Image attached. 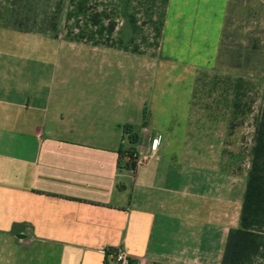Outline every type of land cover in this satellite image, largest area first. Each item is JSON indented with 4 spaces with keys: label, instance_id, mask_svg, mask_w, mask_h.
I'll list each match as a JSON object with an SVG mask.
<instances>
[{
    "label": "crops",
    "instance_id": "1",
    "mask_svg": "<svg viewBox=\"0 0 264 264\" xmlns=\"http://www.w3.org/2000/svg\"><path fill=\"white\" fill-rule=\"evenodd\" d=\"M191 1L168 0L142 32L139 14L29 33L0 24V264H117L118 251L130 264H221L238 227L233 183L218 184V155H188L186 142L168 158L155 120L173 101L195 134L224 140L233 118L240 76L220 62L232 0ZM208 15L216 37L197 30ZM58 31V48L32 45ZM126 125L148 159L136 171L118 165Z\"/></svg>",
    "mask_w": 264,
    "mask_h": 264
},
{
    "label": "rangeland",
    "instance_id": "2",
    "mask_svg": "<svg viewBox=\"0 0 264 264\" xmlns=\"http://www.w3.org/2000/svg\"><path fill=\"white\" fill-rule=\"evenodd\" d=\"M62 14L58 17V25L67 28L68 25L75 28V24L79 27L87 25L86 18L94 15L105 14L116 20L117 17L122 18L131 16L130 14H139L143 18L139 20V30H145V26H156L154 22H147L145 16H164L165 5L162 0H62ZM58 0H35L38 5V13H41L40 20L45 18L48 13L49 17L54 18L56 15V4ZM192 6L197 2L192 0ZM2 5V4H1ZM3 6V5H2ZM215 7L217 4L210 3L209 7ZM173 9L175 8L172 6ZM208 7V6H207ZM176 10V9H175ZM79 16H81L79 18ZM218 18V15L215 16ZM74 18V20H72ZM79 18V19H78ZM127 24L130 25L131 20L128 18ZM213 16L208 15L205 22L197 23V29L201 33H208L203 37H216L215 26L217 21L213 20ZM114 23V22H113ZM135 25L134 22H132ZM158 24V23H157ZM211 26H213L211 28ZM223 31V30H222ZM220 30V33L222 34ZM59 32V31H58ZM45 35V34H44ZM59 35L53 37H38L35 44L43 47V49H55L61 46L64 39ZM34 43V42H33ZM78 46V45H77ZM222 66L230 67L232 70L226 69L233 75L240 76L249 81L245 83L247 89L242 94L244 103L251 104V114L237 115L234 126L231 127V120L225 139H223V131L225 129H213L204 126L202 134H195L196 129H189L183 117L177 112L178 108L171 101L170 109L166 115L156 117L155 120L162 122L165 128L157 134L161 136V151L166 152L168 158L179 157L180 145L186 142L188 155L200 153L204 159L215 158L218 155L220 178L218 184L231 185L233 183V197L235 199L234 210L238 218V224L241 215V208L244 200L245 189L248 181V171L250 166V153L253 146L254 120L259 115L262 107L264 94V0H232L226 26L223 32L222 41ZM45 70V69H44ZM208 73L204 67L203 75ZM44 71V76H45ZM236 79V78H235ZM249 85V86H248ZM250 98V100H249ZM250 101V102H249ZM252 101V102H251ZM246 112L247 104L242 106ZM167 120V121H166ZM172 122V124H170ZM178 126H175L177 124ZM205 125V124H204ZM215 126V125H214ZM151 133L150 136H152ZM160 140V139H159ZM222 140V141H221ZM225 141V150L222 151V145ZM192 149V145H195ZM200 145L201 150H200ZM128 146V142L126 147ZM165 146V147H164ZM171 146V147H169ZM197 148V151H196ZM223 154V156H222ZM222 160V161H221ZM234 169V172L231 171ZM230 186V187H231Z\"/></svg>",
    "mask_w": 264,
    "mask_h": 264
},
{
    "label": "trees",
    "instance_id": "3",
    "mask_svg": "<svg viewBox=\"0 0 264 264\" xmlns=\"http://www.w3.org/2000/svg\"><path fill=\"white\" fill-rule=\"evenodd\" d=\"M162 1L166 6L168 0ZM6 3V6L0 4V24L25 33L34 30L56 31L58 29L57 19L62 14L64 5L62 0H58L56 4L54 18L46 13L41 23L38 22L41 13H38L35 0H6ZM221 59L222 54H220ZM245 83L249 84V81L245 82V79L241 77L234 83V112L231 127L234 126L237 115H250L252 112L253 102L244 103L243 101V97L247 96L242 94L243 90L247 89ZM245 104L248 106L246 112L242 109ZM124 137L127 139L128 146L121 147L118 165L121 166L122 162H125L126 169L136 171L140 136L134 126L126 125ZM221 264H264V94L261 110L254 120L248 181L239 224L237 228L229 230Z\"/></svg>",
    "mask_w": 264,
    "mask_h": 264
},
{
    "label": "built area",
    "instance_id": "4",
    "mask_svg": "<svg viewBox=\"0 0 264 264\" xmlns=\"http://www.w3.org/2000/svg\"><path fill=\"white\" fill-rule=\"evenodd\" d=\"M148 161L147 157L145 158H136L137 166L140 167L146 164ZM115 261L117 264H130V257H128L123 251H118L115 256Z\"/></svg>",
    "mask_w": 264,
    "mask_h": 264
}]
</instances>
